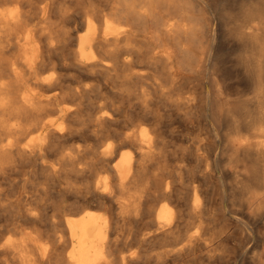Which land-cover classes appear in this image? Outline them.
Returning a JSON list of instances; mask_svg holds the SVG:
<instances>
[{
	"label": "bare ground",
	"instance_id": "obj_1",
	"mask_svg": "<svg viewBox=\"0 0 264 264\" xmlns=\"http://www.w3.org/2000/svg\"><path fill=\"white\" fill-rule=\"evenodd\" d=\"M93 1L0 0V264H264V0ZM66 70L124 108L82 120ZM32 172L85 179L59 232L22 206Z\"/></svg>",
	"mask_w": 264,
	"mask_h": 264
},
{
	"label": "rangeland",
	"instance_id": "obj_2",
	"mask_svg": "<svg viewBox=\"0 0 264 264\" xmlns=\"http://www.w3.org/2000/svg\"><path fill=\"white\" fill-rule=\"evenodd\" d=\"M53 6H59L63 10H66L67 13L73 12L75 9L85 8L90 1L93 0H50ZM94 2V1H93ZM7 6V5H6ZM210 11H204L203 13H198L202 17V23L205 25L206 17ZM215 27H218V21L214 20ZM60 71L57 68H50L45 73L47 74H58ZM67 83L71 85L75 84H83L89 86L91 89L85 95L74 99L67 100V103L72 104L75 108H79L81 111L79 112L82 120H85L87 115L90 113H94L98 106H101L107 110H110L113 105H121L124 108V104L118 103L114 99L113 91L110 88L109 79L101 78L94 80L88 76L76 77V75L70 71L66 70ZM74 75V76H72ZM72 76V77H70ZM192 80L191 85L195 86L197 89H200L204 85H211L215 80V76L211 74V70H203L201 67H197L195 71L192 72ZM234 81V80H233ZM125 110V109H124ZM198 110V111H197ZM195 110L196 115L194 114L193 122L198 125V128L203 135H205L206 131V117L201 108H197ZM197 111V112H196ZM196 116V117H195ZM178 124V123H175ZM206 124V125H204ZM217 127L220 128V131L224 130L222 128V124L220 122L216 123ZM126 120H120L118 124V128L121 129L122 134L126 131L125 129ZM221 126V127H220ZM181 127V128H180ZM184 126L179 125V129H182ZM205 127V128H204ZM222 129V130H221ZM113 140L111 134H109L108 138L105 140ZM104 139H98V142L95 143L97 149H100L105 141ZM79 143L84 144H92L91 138L83 140H78ZM70 143V144H69ZM77 143L76 141L68 142L65 147L69 145ZM222 145V144H220ZM220 145L217 149H219ZM95 165V164H94ZM96 172L100 173L104 169L103 167L96 164ZM35 173V174H34ZM32 172L26 173L23 177L28 178V182L21 181L19 184L21 185V190L28 195L27 200L22 202V206L24 208L29 209L30 211L36 212L38 215H42L43 219H45V223L50 229L56 230L59 232L63 228V220L65 218H69L74 214L73 208L76 204L81 203L84 199L79 196V193L85 194V179L75 175L74 172H67L62 174L57 181L52 182L46 178V176L40 172ZM78 194V196H77ZM87 209H96L93 205H90ZM11 219H14L21 223V226L27 227V224L23 223V218L21 215L14 214ZM7 216L1 221H8ZM249 242H247V246H249Z\"/></svg>",
	"mask_w": 264,
	"mask_h": 264
}]
</instances>
